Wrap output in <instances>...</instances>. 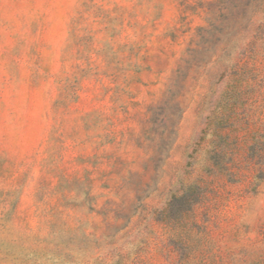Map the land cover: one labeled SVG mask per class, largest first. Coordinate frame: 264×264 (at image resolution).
<instances>
[{"label":"rangeland","instance_id":"1","mask_svg":"<svg viewBox=\"0 0 264 264\" xmlns=\"http://www.w3.org/2000/svg\"><path fill=\"white\" fill-rule=\"evenodd\" d=\"M0 264H264V0H0Z\"/></svg>","mask_w":264,"mask_h":264}]
</instances>
